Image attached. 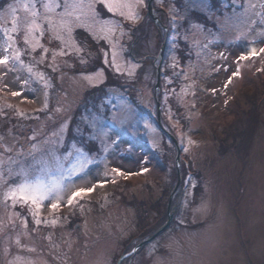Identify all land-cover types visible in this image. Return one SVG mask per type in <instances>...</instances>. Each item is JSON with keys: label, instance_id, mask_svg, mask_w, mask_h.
<instances>
[{"label": "rangeland", "instance_id": "374dc122", "mask_svg": "<svg viewBox=\"0 0 264 264\" xmlns=\"http://www.w3.org/2000/svg\"><path fill=\"white\" fill-rule=\"evenodd\" d=\"M24 2L0 0L2 27L12 26L9 5L17 8L21 30L16 44L23 61L0 65V104L16 109L0 112V264H117L130 245L127 253L152 235L140 239L139 224L156 225L163 189L173 185V191L177 183L171 202L174 210L181 205L176 222L122 264H264V96H258L264 88V52L251 57L246 52L249 43L264 49V24L255 14L259 7L240 16L248 0H232V7L224 1L222 12L212 9L209 0H154L156 25L147 16V0H118L125 6L117 12L94 0V13L86 8L87 15L71 33L65 28L45 31L42 37L34 33L43 47L33 51L24 41L23 21L29 15ZM100 5L109 16L102 15ZM191 11L207 15L216 29L189 22L187 38L195 60L185 66L188 83L178 94L189 119L178 143L201 178L187 176L181 200L182 167L178 182L177 147L169 135L178 139L162 121L166 138L158 124L152 65L159 66L168 15L177 28ZM79 32L98 46L104 42V64L135 82L84 99L87 90L105 82V71L96 65L90 69L95 62L91 45L79 42ZM5 39L0 32V45ZM5 54L0 49V57ZM80 110L85 129L73 127L74 135H93L92 150L76 142L66 146ZM250 113H257L256 126H247ZM52 152L65 169L58 199L53 193L38 210L5 199L8 189L21 181L16 174L21 165ZM198 181L202 190L194 202ZM80 189L93 191L69 204ZM133 198L148 206L144 223L128 204ZM52 203L59 207L53 209ZM153 206L157 212L150 210Z\"/></svg>", "mask_w": 264, "mask_h": 264}, {"label": "trees", "instance_id": "16d2710c", "mask_svg": "<svg viewBox=\"0 0 264 264\" xmlns=\"http://www.w3.org/2000/svg\"><path fill=\"white\" fill-rule=\"evenodd\" d=\"M227 1L229 6L232 7V0H209L210 5L212 9L216 10L217 12H222L223 9V2ZM241 1V0H240ZM169 7V5H168ZM239 7V6H238ZM102 15L109 16L110 14L105 12L102 5L99 6ZM169 19V40L167 43L165 56L162 64V96H161V117L162 121L169 128V130L176 136L178 141L180 140L179 137L185 133L186 128L189 125V119L187 118V114L185 111V108L181 104V100L178 98V94L180 92V89L185 85L187 82V78H185L184 73L186 71V65L188 63H192L195 60V52L194 49L189 42L187 38V32L189 29V22H196L200 25H203L205 28L212 27L216 29L214 26V23L208 18L207 15L202 14L198 11H191L188 16H185L183 21L180 22L179 26L177 27V30L173 36V27L171 25L170 19L171 17L168 15ZM77 39L83 46H87V44L91 45L90 52L92 54V58L95 60V62H91V70H95L96 68L93 67L96 65L102 67L105 71V82L98 86L91 88L85 92V98H89L92 94H103L104 92H107L106 90L109 88H119L124 89V84H129L130 82H135L134 80H129L127 76H122L112 70L110 66H106L103 61V51L102 49H105L107 51V46L104 42H100V45L98 46L95 41H93L92 38L89 36H85V33L79 32L76 34ZM87 39L85 41L84 39ZM88 71V70H87ZM142 74L144 73V70H141ZM138 73V76H136V79L139 78L140 73ZM152 72H153V79L156 81V75H157V68L152 65ZM258 96H264V88L260 90ZM105 95V94H103ZM97 101H101L103 98L101 96H94ZM199 97V96H198ZM254 100V98L250 99L247 103H250ZM156 102V101H155ZM255 102V101H254ZM253 102V104H254ZM157 106V104H156ZM7 110V112H16V109H8L6 106H2L0 104V112L3 110ZM258 110V109H254ZM78 116V119L76 117ZM249 123L247 126H256L258 122L257 120V113L255 116L252 117V113H250ZM82 117V118H80ZM15 121L19 119L18 114H14ZM85 120L83 118V112L80 110L78 113L75 114V119L73 120L72 127H70V132L68 134L67 144L68 147L71 142H76L78 146H81L85 150H92L93 146L91 143L94 140V136L89 134L88 138H77V136L74 135L75 128L73 127H81L85 129V125L82 126L81 122ZM252 126V127H253ZM88 131V129H87ZM91 130H89L90 132ZM163 135L168 138V136L165 134V132H162ZM96 144V143H95ZM94 144V145H95ZM181 150L184 148L183 145L180 143ZM176 150V149H175ZM177 153V151H175ZM182 156V186L179 188V199H183L182 196H184L185 187L184 182L188 175H196V177L201 178L200 174L197 173L192 168V162L190 158L186 155L183 156V152L181 153ZM173 189V185H167L163 189V197L159 200L157 206H158V212L155 209V207H150V210H156L158 215L160 216V219H156V225L149 227L148 224H139V230H140V239H145L149 237L150 234H153L156 232L161 226L164 225V220L167 218V198L169 197V194L171 193ZM201 183L198 181L197 185L193 188V194H194V202H196V196H199L201 192ZM118 194L122 195V199L126 200V197L123 196L121 191H118ZM166 198V202H164V199ZM131 207L134 208L140 223L146 222V217L148 216V206L145 202L138 201L137 198H133L131 202L128 203ZM180 202L176 204V217L179 215V208H180ZM176 217L173 223L176 222ZM143 220V221H142ZM164 221V222H161ZM150 229V230H149ZM135 238L139 239V235L135 236ZM131 245L128 247V251L130 250ZM127 251V252H128Z\"/></svg>", "mask_w": 264, "mask_h": 264}, {"label": "snow or ice", "instance_id": "6c2138e0", "mask_svg": "<svg viewBox=\"0 0 264 264\" xmlns=\"http://www.w3.org/2000/svg\"><path fill=\"white\" fill-rule=\"evenodd\" d=\"M94 0H88L87 4L85 0H26L22 4L23 9L29 13L23 21V30L25 31L24 41L26 44L32 46L34 51L37 47H43L39 44V41L35 38L34 33L39 32L42 37L45 31H52L57 33L58 29L65 28L71 33L72 26L79 22L82 16L87 15L85 9L94 13L92 7ZM106 3L108 11L117 12L121 7L118 0H102ZM206 0H201V3H205ZM259 7V11L256 12V16L259 17L260 22L264 24V0H258L257 3H253L252 0H248L243 11L239 13L240 16H247L253 9ZM59 10V11H58ZM8 11L12 17L11 27L0 26V32L6 37L3 44L0 45L6 54L0 57V65H7L10 60L19 61L21 60L22 52L16 44V35L21 30V22L16 16L17 8L10 4ZM120 15H124L120 12ZM4 18V14L0 13V19ZM75 18V20H73ZM129 18L133 21L137 19L136 16L129 14ZM94 20V15L92 16ZM255 23V21H253ZM47 25V28H45ZM55 38H60L57 34ZM47 49H44V54H47ZM264 52V49L260 50ZM255 55V53H253ZM55 59V54H53ZM30 70V69H29ZM14 96L21 95V93H13ZM7 151H11V148H6ZM34 151L38 149L34 146ZM69 156L72 154L69 153ZM3 160H0V168H2ZM75 166L69 169V172L74 171ZM64 162L61 157L57 156L54 152L50 153L47 157L41 156L40 158L33 157V162L27 167L21 165L17 171V175L21 177V181L11 186L5 193V199H10L15 205L16 203H30L37 210L41 207L43 201L50 200L53 198V193H56L58 199L59 191L63 190L64 176ZM118 171V170H117ZM146 171V170H145ZM58 174V175H54ZM122 174V173H121ZM2 175V172H0ZM93 189H80L72 194V197L68 200L71 204L77 197L90 193ZM51 207L56 209L59 207L58 203H52ZM39 223V220H37ZM19 259V258H18Z\"/></svg>", "mask_w": 264, "mask_h": 264}, {"label": "water", "instance_id": "95a60500", "mask_svg": "<svg viewBox=\"0 0 264 264\" xmlns=\"http://www.w3.org/2000/svg\"><path fill=\"white\" fill-rule=\"evenodd\" d=\"M153 1L154 0H147V16H149L155 22V24L158 25L160 21H159V18L155 15L154 7H153ZM165 30L167 31V28H165ZM167 41H168V34H166V36H165L163 46L161 47L160 53L158 55V59H159L160 63H159V66L157 67L156 85H155V94H156L157 107H158L157 121H158L160 128L164 132H165V130H164V127L162 124V119H161L160 92H161V62H162L163 57H164ZM169 136L173 140L174 144L177 147L176 168H177L178 182H179V180H180L181 150H180V146H179L178 141L174 137H172L171 135H169ZM178 186H179V183H177L176 187L174 188V190L170 194L169 203H168V207H167L168 218H167L166 223L161 228H159L154 234H152L149 238L145 239L144 241H142L141 243L136 245L131 252L123 255L117 264H121L125 259L134 255L141 247H143L147 243L151 242L153 239H155L157 236H159L162 232H164L171 225V223L173 222L174 217H175V210H174V208L171 209V202H172V198H173L175 191L178 189ZM80 227H81L80 225H76L75 229L78 230Z\"/></svg>", "mask_w": 264, "mask_h": 264}, {"label": "bare ground", "instance_id": "6f19581e", "mask_svg": "<svg viewBox=\"0 0 264 264\" xmlns=\"http://www.w3.org/2000/svg\"><path fill=\"white\" fill-rule=\"evenodd\" d=\"M259 51L260 49L258 45L254 43H249L246 47V52L248 54V57L254 56L253 53H255V55H258Z\"/></svg>", "mask_w": 264, "mask_h": 264}, {"label": "flooded vegetation", "instance_id": "af4514ba", "mask_svg": "<svg viewBox=\"0 0 264 264\" xmlns=\"http://www.w3.org/2000/svg\"><path fill=\"white\" fill-rule=\"evenodd\" d=\"M130 259H131V258L127 259V261L130 260Z\"/></svg>", "mask_w": 264, "mask_h": 264}]
</instances>
